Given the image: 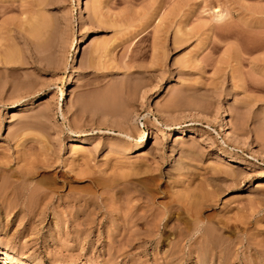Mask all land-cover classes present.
I'll return each instance as SVG.
<instances>
[{"label": "rangeland", "instance_id": "374dc122", "mask_svg": "<svg viewBox=\"0 0 264 264\" xmlns=\"http://www.w3.org/2000/svg\"><path fill=\"white\" fill-rule=\"evenodd\" d=\"M82 1L0 0V264H264V0Z\"/></svg>", "mask_w": 264, "mask_h": 264}, {"label": "bare ground", "instance_id": "6f19581e", "mask_svg": "<svg viewBox=\"0 0 264 264\" xmlns=\"http://www.w3.org/2000/svg\"><path fill=\"white\" fill-rule=\"evenodd\" d=\"M81 3H83V1L82 0H78V2H77V5L80 7V5H81ZM148 29V28H147ZM146 29V30H147ZM149 33V32H148ZM187 35V34H186ZM88 40V36L87 35H85V36H82L81 38H79L77 41H79L78 42V44L77 45H80V44H82V43H84L85 41H87ZM177 41V40H176ZM179 42H178V44H181L180 43V40H178ZM176 43V42H175ZM163 46V45H162ZM175 46V45H174ZM177 46V45H176ZM73 61H75L74 59H73ZM148 73H150V72H148ZM72 80V78H70L69 79V81H71ZM64 93V92H63ZM226 127V123H224L223 125H222V128L224 129ZM186 132H188L187 131V129H184L183 127H181V126H179V128H178V131H177V134H184V133H186ZM170 133V135H169V138L170 137H172V134H173V132L172 131H170L169 132ZM149 139H150V133H148L146 136H144L143 138H142V140H141V142H140V144H138L137 146H135L134 148H132L131 149V152H140V151H142V150H145L146 149V146L148 145V142H149ZM81 142H85V139H82L81 140ZM35 174V173H34ZM27 176V178H29V175L27 174L26 175ZM32 178H34V177H32ZM31 179V178H30ZM10 184L9 183H7V182H5V184H4V190L6 191V192H8V189H10V187L11 186H9ZM192 213V212H191ZM191 215V214H190ZM208 246H211V243H208ZM4 253V255H5V261H4V264H22V263H18V262H16V261H14L13 260V258L11 257V254L9 253V251H3ZM2 254V251L0 250V255ZM206 260H208V258L207 257H203V259H202V261H206ZM201 261V260H200Z\"/></svg>", "mask_w": 264, "mask_h": 264}]
</instances>
